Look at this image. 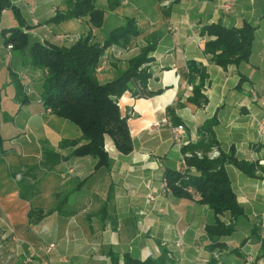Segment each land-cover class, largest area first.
<instances>
[{
    "label": "crops",
    "instance_id": "0c3cea01",
    "mask_svg": "<svg viewBox=\"0 0 264 264\" xmlns=\"http://www.w3.org/2000/svg\"><path fill=\"white\" fill-rule=\"evenodd\" d=\"M93 2L104 12L100 28L92 26L89 16L54 22L73 9V0H10V8L0 16V80L6 84L9 71L29 66L35 94L29 93L26 108L0 110L5 141L0 158V264H124L125 256L157 261L163 253L164 264H264V135L257 128L264 119V0ZM127 18L135 20L140 35L124 50H107L98 79L113 80L121 71L116 68L120 59L132 58L148 44L155 46L148 64L151 78L144 95L126 92L119 100L132 152L121 153L106 136L104 149L111 163L96 169L97 160L71 157L73 149L61 148L63 141L80 139L81 133L39 102L41 74L27 64L29 52L14 51L7 59L4 32L8 37L10 30L18 29L32 42L59 47L91 34L93 42L101 44ZM244 23L255 28L249 62L217 66L205 54L211 38L203 29L213 24L241 28ZM189 64L206 74L202 94L207 103L201 106L189 101L202 82L197 74L189 81ZM165 117L184 125L183 146L174 144L167 127H154ZM212 121L220 154L253 166L252 176L234 164L225 167L243 209L236 218L216 215L190 194H162L167 173H195L194 168L184 170L183 150L198 144L205 124ZM47 150L66 159L45 166ZM18 156L29 160L19 162ZM22 178L29 184V201L20 196ZM150 194L156 200L149 201ZM32 209L41 214L33 221ZM219 223L233 227V232L219 235ZM179 238L180 248L175 245ZM51 243L55 248L46 255Z\"/></svg>",
    "mask_w": 264,
    "mask_h": 264
},
{
    "label": "trees",
    "instance_id": "16d2710c",
    "mask_svg": "<svg viewBox=\"0 0 264 264\" xmlns=\"http://www.w3.org/2000/svg\"><path fill=\"white\" fill-rule=\"evenodd\" d=\"M73 2V9L65 16H57L54 22L89 16L93 27H102L104 12L95 6L93 0H73ZM10 6V0H0V16ZM10 33V36L6 37L4 32L5 46L12 44L14 51L21 54L29 52L31 68L41 74L40 96L44 108L70 121L81 133L80 139L63 141L61 148L73 149L71 157H92L97 160L96 169L108 167L111 163L104 149L106 136L111 138L121 153L132 152L133 145L127 117L122 116L118 104L126 92H130L133 97L138 96L139 93L144 95L151 78L148 64L153 60L151 54L155 51V46L148 44L142 48L139 54L127 61L126 68L121 70L114 80L101 83L97 70L107 50L110 48L124 50L140 35L135 20L127 18L124 24L113 30L101 44L93 42L89 34L68 48L32 42L29 35L18 29L10 30ZM202 34L211 38L205 44V54L210 55L217 66L227 68L249 62L255 37V28L250 24L244 23L241 28H226L220 24H213L205 27ZM188 70L190 82L193 81L194 74L200 75L202 80L193 90L194 98L189 101L198 106L204 105L207 99L202 94V90L206 74L203 70L196 69L194 64H189ZM138 88H141L140 92L137 91ZM18 90L19 101L23 98L24 103H28L20 85ZM215 123L216 121L207 122L201 133L202 140L183 150L185 154H193L191 158H186L185 162L188 168L195 169V173H185V176L180 173H167L166 176L175 195H189L186 189L190 187L201 195L202 203L208 205L216 215L230 213L236 218L243 215V209L237 201L225 167L234 164L252 176L253 166L238 162L233 155L221 153L220 157L214 160L208 157V153L217 145L212 131ZM4 142L0 120V157L4 155ZM197 152H202L203 158H198ZM44 159L45 166H52L66 158L54 150H47ZM28 187V182L22 178L19 182L20 196L26 201L30 200L27 196ZM40 215V211L32 209L29 219L33 221V218ZM218 228L219 235H230L233 232V227H225L221 223L218 224ZM209 236L212 237L210 230ZM260 243V257L264 258V238L260 239ZM164 255L165 253L157 261L149 259L144 262L125 256L124 264H160V262L164 264L166 261Z\"/></svg>",
    "mask_w": 264,
    "mask_h": 264
},
{
    "label": "rangeland",
    "instance_id": "374dc122",
    "mask_svg": "<svg viewBox=\"0 0 264 264\" xmlns=\"http://www.w3.org/2000/svg\"><path fill=\"white\" fill-rule=\"evenodd\" d=\"M8 46V45H7ZM5 46V47H7ZM4 49L6 50L7 52V59H9V61L12 59V52H14V47H13V50H8L7 48ZM70 47V46H67V48ZM131 59V58H129ZM128 58L124 59V58H121L120 59V64H116V68L117 70L120 68V70H123L124 68H126L127 66V60H129ZM125 61V62H124ZM27 64H30L29 62ZM26 64V65H27ZM123 68V69H122ZM100 71L99 68L97 70V72ZM30 70H29V66H24L22 68H20L19 70H15L14 72L13 71H9L8 74V82L6 84L3 83L2 80H0V94H1V104L3 103V98H5V102L3 103V109L1 108V114L2 112L4 113L3 110H6L9 106H13L15 107L16 110H20V108H24L25 106L29 105V93H31V95H35L33 93V90L31 89L30 87V81H31V74H30ZM99 74V72H98ZM100 74H103L104 75V71H101ZM119 74V73H118ZM118 74L117 76L113 75V78H117L118 77ZM34 75V74H32ZM114 78V79H115ZM101 81H106L109 79L108 76H101L100 77ZM113 79V80H114ZM19 85L21 86V88L23 89V92L26 96V99H27V102L28 103H24V100L22 98V101H19V97H18V94H19ZM38 93V92H36ZM39 102L41 103V96H40V99H39ZM42 104V103H41ZM26 108V107H25ZM47 112L53 114L50 110H47ZM54 115V114H53ZM56 116V115H55ZM58 117V116H57ZM60 118V117H59ZM55 120H57V118H55ZM27 138H28V141H29V132L27 134ZM19 158H16L19 162L21 160H29V157H24V156H18ZM2 158V156L0 157ZM21 159V160H20Z\"/></svg>",
    "mask_w": 264,
    "mask_h": 264
},
{
    "label": "built area",
    "instance_id": "2783aa9c",
    "mask_svg": "<svg viewBox=\"0 0 264 264\" xmlns=\"http://www.w3.org/2000/svg\"><path fill=\"white\" fill-rule=\"evenodd\" d=\"M228 8V7H227ZM13 45L9 44L6 48L8 50H13ZM154 127L156 128H160V127H167L170 130L171 136H172V140L174 142V144L178 145V146H183L184 144V139H183V133L185 131V127L184 125H174L170 118L165 117L164 119H162L161 121L155 122ZM257 128H258V132L260 135H264V119L261 120L260 122H258L257 124ZM198 158H203V153L202 152H197L196 153ZM193 156V154L191 153H187L185 154V158H184V170H188L191 168H188V166L186 165V158H191ZM208 157L211 160L217 159L220 157V152L217 148L213 147L211 149V151L208 153ZM182 176H185L184 171H182V173H180ZM162 194H169L171 192V186H170V182L169 179L166 175H164V177L162 178ZM186 191L193 197V199L195 201H200L202 202V197L199 193L195 192L192 188H187ZM156 196L153 194L148 195V200L149 201H154L156 200ZM177 247H181L182 246V240L179 238L175 244ZM55 248V244H49L46 248H45V253L46 255H49Z\"/></svg>",
    "mask_w": 264,
    "mask_h": 264
}]
</instances>
